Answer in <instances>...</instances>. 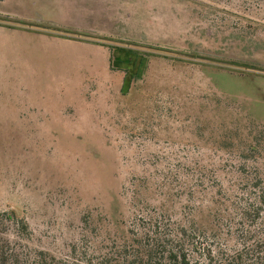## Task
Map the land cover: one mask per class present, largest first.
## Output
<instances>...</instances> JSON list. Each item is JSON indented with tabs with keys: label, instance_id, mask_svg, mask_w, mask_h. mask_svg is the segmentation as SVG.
<instances>
[{
	"label": "rangeland",
	"instance_id": "1",
	"mask_svg": "<svg viewBox=\"0 0 264 264\" xmlns=\"http://www.w3.org/2000/svg\"><path fill=\"white\" fill-rule=\"evenodd\" d=\"M152 217L264 236V0H0V239L117 264Z\"/></svg>",
	"mask_w": 264,
	"mask_h": 264
},
{
	"label": "trees",
	"instance_id": "2",
	"mask_svg": "<svg viewBox=\"0 0 264 264\" xmlns=\"http://www.w3.org/2000/svg\"><path fill=\"white\" fill-rule=\"evenodd\" d=\"M252 206H255V214L251 217L258 216L262 209L259 197ZM2 216V223L7 221L15 228H25L23 220L13 211L2 212ZM164 219L162 217L160 225L155 217L138 218L140 231L131 230L130 241L116 250L117 264H264V236L260 234L241 240L240 247L230 254L220 251L219 259L213 255L212 238L205 231L190 226L174 228ZM14 245L0 239V264H45L36 257L31 259L27 250H18ZM190 252L202 255L203 262H191Z\"/></svg>",
	"mask_w": 264,
	"mask_h": 264
}]
</instances>
